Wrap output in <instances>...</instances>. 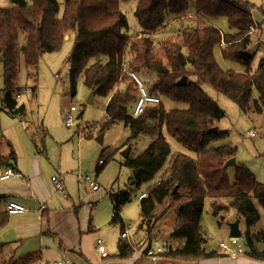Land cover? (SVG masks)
Masks as SVG:
<instances>
[{"label":"trees","instance_id":"trees-1","mask_svg":"<svg viewBox=\"0 0 264 264\" xmlns=\"http://www.w3.org/2000/svg\"><path fill=\"white\" fill-rule=\"evenodd\" d=\"M128 1L131 0H9V6H0V61L10 111L17 107L13 95L21 57L24 56L27 66L36 67L45 53L61 50L65 36L74 33L71 85L75 90L83 77L90 91L106 99L100 133L114 124H124L130 131L125 146L141 136L151 138L143 153L127 161V166L140 170L134 180L137 185L149 183L165 168L140 206L148 227L162 219L163 215L157 216V209L168 199L167 206L179 211L173 237L185 244L170 250L169 256L194 260L219 255L206 247L208 241L201 225L205 201L209 200L217 216L225 209L219 202L229 203L244 222L246 254L264 260V248L259 250L254 243L259 235L264 236V229L258 230L255 238L251 233L260 220L255 203L264 209V185L237 162L235 167L226 166L229 160L236 159L237 148H209L229 133L220 129L209 132L217 127L225 112L202 88L212 87L246 114L253 110L254 114L264 115V56L252 67L257 51H250V32L257 25L252 15L255 6L242 0H136L135 16L140 30L128 35V21L121 8ZM189 12L196 19L187 18V24L181 22L176 37L156 41L154 35L166 26L168 18L177 19ZM219 18L227 20L229 31L216 27L214 22ZM203 21L208 25L201 28ZM261 29L262 24L257 25V30ZM258 39L260 43V35ZM222 40L228 44L221 49L222 59L239 64L242 70L224 69L219 64L215 50ZM126 59L129 70L137 76L154 77L148 91L161 99L139 116L133 115L138 85L124 74L122 64ZM184 77L187 84L178 86ZM254 93L258 98L253 99ZM163 98L186 108L167 110ZM20 110L23 111L22 107ZM166 135L177 139L195 156L171 155ZM1 147L2 139L0 167H9L15 160L14 150L10 148L5 156ZM230 169L233 180L229 177ZM102 170L103 167L99 172ZM113 200L116 222L119 209L130 201V193L121 191L113 195ZM8 216L7 211L0 214V227ZM131 250L122 242L119 257H127Z\"/></svg>","mask_w":264,"mask_h":264},{"label":"rangeland","instance_id":"rangeland-1","mask_svg":"<svg viewBox=\"0 0 264 264\" xmlns=\"http://www.w3.org/2000/svg\"><path fill=\"white\" fill-rule=\"evenodd\" d=\"M8 1L0 0V6H9V4H4ZM242 1H247L255 6V12L253 13L254 20L262 18L260 24L264 25V0ZM136 6V0L121 4V8L128 21V30L125 31L128 35H135L140 30L135 16ZM170 18H168L166 26L154 35L157 42L168 38L173 39L178 34L181 22L187 24V20L196 19V16L189 12L188 15L178 17L177 19H174V17ZM203 22L202 24L200 23L201 28L204 25H208L205 21ZM214 24L223 32L230 30L225 18H219ZM255 24L259 25L258 23ZM257 25L250 32L252 35L250 51L253 53L257 51L252 67H256L260 57L264 56V42L262 40V43L258 42L260 31L257 30ZM70 36V39H64L65 42L61 50L45 53L36 67L27 66L24 56L21 57L19 75L16 81V93L13 95L17 101V107H15L14 111H10V106L6 102L3 64L0 61L1 151L6 153L10 148L13 150L20 149L24 142L30 143L32 136L36 139L41 138L40 141L43 142L44 147L55 155H58V148L63 149L64 154L71 156L75 163H77V150H79L84 167H88L84 170H88L86 173L90 177L96 178L102 190H105L107 193H119L120 191H128L130 193V201L124 207L131 218L127 221L128 223H138L141 195L157 185L164 174L165 168L149 183L142 185L135 183V170L127 166V161L143 153L150 145L151 138L141 136L137 140L132 141L129 145L131 148L129 156L124 157L122 152L128 147L125 146V143L130 137L129 129L124 124H114L103 133H100L101 122L105 119L106 99L95 95L93 103L90 104L88 102L90 90L84 84L83 77L78 80L76 88L73 90L70 78V58L75 42V35L72 33ZM227 45L222 40L219 47L215 50L217 61L224 69L242 70L239 64L222 59L221 49ZM124 72L127 75L125 70ZM138 77L144 83L147 90L155 82L154 77L151 75ZM202 88L225 112V117L217 123V128L229 133L226 137L214 141L209 148L222 146L237 148L236 162L246 167L254 174L256 180L264 185V115L254 114L253 110L249 111V114H246L241 111L237 104L216 92L212 87L204 85ZM254 98H258L257 93H254ZM162 102L167 110L186 108V105L167 98H163ZM72 106L76 107L77 111L73 113L75 117L74 126L68 127L65 119ZM21 107L23 111L20 110ZM48 131L49 133H47ZM44 134L46 135L44 136ZM102 134L103 142L99 143L97 138ZM166 138L171 149V155L182 153L190 157L195 156L194 153L184 148L177 139L168 135H166ZM79 139L81 142L83 141L80 146L77 145ZM28 146L31 147L30 144ZM70 160L73 161L72 159ZM79 160L81 161L80 158ZM99 160H104V165H101ZM98 167H103V170L99 172L97 177ZM228 173L230 179L233 180L232 169ZM83 176L85 177L86 175ZM219 203L225 209L217 216L212 212L210 201L206 200L201 218V225L208 241L206 247L210 250L218 249L219 242H225L231 246L229 224L239 218L237 213L229 207L228 202L220 201ZM169 204L170 199L167 200V204L157 209V216H166L163 221L161 220L162 223H160L161 221L159 222V226L162 224L160 231L164 229L169 230L170 228V231H174L175 229L173 225L177 223L179 211L175 210L174 206L168 207L167 205ZM255 205L260 213V220L251 231V233L254 232L253 238H255L257 232L260 233L258 230L264 229V209L257 202ZM239 219L241 220V218ZM240 229L242 231L240 242L246 251L244 239L246 230L242 220L240 222ZM157 233L158 231L152 232L153 235ZM166 240L157 241L164 245L166 242L169 245L181 244L180 240L171 236ZM254 240L256 247L261 249L264 243V236L261 234ZM174 249L176 250L177 246L176 248L171 247V250Z\"/></svg>","mask_w":264,"mask_h":264},{"label":"crops","instance_id":"crops-1","mask_svg":"<svg viewBox=\"0 0 264 264\" xmlns=\"http://www.w3.org/2000/svg\"><path fill=\"white\" fill-rule=\"evenodd\" d=\"M4 4H9V1ZM254 12L255 9L252 15ZM261 20L254 21L260 24ZM67 37L70 39L71 36ZM260 37L264 42V25ZM40 140L32 136L30 143L24 142L22 148L14 149L15 160L9 167H0V174L13 168L24 177L0 180V214L6 212L10 201L21 204L27 210L23 214L9 215L5 225L0 227V264H264V260L252 258L246 251L233 257L216 249L218 256L194 260L169 256L166 252L171 247L179 248L185 241L180 240V245H169L167 242L164 245L157 241L173 237L171 228L160 231L162 224L159 226V222L166 216L148 227L139 205L138 223H128L131 218L124 208L125 204L119 209L118 220L114 222L117 210L113 195L117 193L102 190L96 178L86 173L88 170L84 169L88 167H84L80 151L77 150L75 163L71 156L64 154L63 149L58 148V155H55ZM82 143L79 139L77 145ZM9 153L10 150L6 153L2 151L5 156ZM97 169L98 177L101 168ZM57 175L62 177L67 197L57 191L52 182ZM86 177L94 179L99 190L93 191L84 182ZM150 191L141 195L140 202ZM126 229L129 237L124 240L121 235ZM155 231L158 233L153 235ZM98 239L102 240L108 253L105 258L97 251ZM122 242L132 249L127 257H119ZM150 250L154 252V257L147 255Z\"/></svg>","mask_w":264,"mask_h":264},{"label":"built area","instance_id":"built-area-1","mask_svg":"<svg viewBox=\"0 0 264 264\" xmlns=\"http://www.w3.org/2000/svg\"><path fill=\"white\" fill-rule=\"evenodd\" d=\"M128 66H129V60L126 59L123 62L122 67L126 71L127 75L129 77L133 78L138 85L139 96H138V99L135 103L133 115L139 116L140 114H142L144 112L146 107L159 104L161 102V99L158 96L151 95L149 93V91L146 89L144 83L137 76V74L130 71L128 69ZM75 111H77L76 107L72 106L70 108V111L66 115L65 120H66V125L68 127L74 126L75 117H74L73 113ZM99 163L101 165H104L105 162H104V160H100ZM13 177H18L21 179L24 178L21 173L16 172L13 168H8L3 173L0 174V180H2V181L13 178ZM83 179H84V182H86L91 187V189L93 191L99 190V185L95 182L94 179H92L90 177H86ZM52 182L55 185V188L57 191L64 193V187L62 185V177L60 175L54 176L52 178ZM64 196L67 197V195L65 193H64ZM6 211L9 215H16V214H23L27 210L21 204L14 202V201H10L6 205ZM121 237H122V239L127 240L129 237V231L127 229L125 231H123ZM218 249L222 254L230 255L233 257L240 255V254H243L245 252L243 244L240 242V239H237V238H231V246L227 245L225 242H219L218 243ZM97 251L100 253V255L103 258L108 256L106 248H105L101 239H98V241H97ZM147 255L154 257V252L150 250L147 252ZM67 263L68 262H57L54 264H67Z\"/></svg>","mask_w":264,"mask_h":264},{"label":"water","instance_id":"water-1","mask_svg":"<svg viewBox=\"0 0 264 264\" xmlns=\"http://www.w3.org/2000/svg\"><path fill=\"white\" fill-rule=\"evenodd\" d=\"M67 38H68V37L66 36L65 39H67ZM186 84H187V78H186V77L182 78V79L177 83L178 86H185ZM94 96H95V92H94V91H90L89 100H88V102H89L90 104L93 103ZM217 131H218V128H217V127L212 128V129L209 130L210 133H215V132H217ZM97 141H98L99 143H102V142H103V134L100 135V136L97 138ZM130 149H131V148H130V146L128 145V147H126V149L122 152V155H123L124 157H128V156H129ZM236 165H237V163H236V159H235V158L229 160V161L226 163V166H227V167H235ZM139 173H140V170H135V171H134V177L136 178V177L138 176ZM176 191H177V188H175L174 193H176ZM229 230H230V231H229V236H230L231 238H237V239H240V238L242 237V231H241V229H240V220L238 219V220H236L235 222L229 224Z\"/></svg>","mask_w":264,"mask_h":264}]
</instances>
